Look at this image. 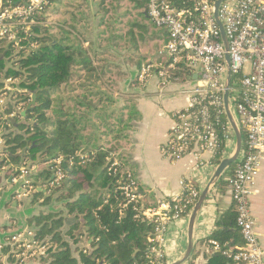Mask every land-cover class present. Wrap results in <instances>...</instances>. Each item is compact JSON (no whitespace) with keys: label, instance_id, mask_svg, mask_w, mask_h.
<instances>
[{"label":"trees","instance_id":"16d2710c","mask_svg":"<svg viewBox=\"0 0 264 264\" xmlns=\"http://www.w3.org/2000/svg\"><path fill=\"white\" fill-rule=\"evenodd\" d=\"M96 1L101 15L99 26H103L112 10L108 9L107 5L110 3L111 7L112 2L123 3L124 0ZM130 1L134 4V10L144 11L139 14L144 23L134 22L130 24V28L146 35L152 26L145 13L146 2ZM83 3L86 5L88 2L85 0ZM54 4L61 2L58 0ZM39 21L42 20L39 18ZM75 21L85 22V15ZM116 23L120 24L119 21ZM114 27L115 24L107 26L102 32L103 35L110 33L108 39L98 37L100 47L106 41L115 48L123 49L124 46H119L126 42L127 37L116 34ZM50 29H53L52 26L43 24L35 28L33 38L39 42V49L15 61L18 69L8 72L9 75L20 78L19 85L25 91L16 96L17 104L24 103L26 110L34 93L37 94V102L34 109L28 112L26 119L21 115L15 119L17 124L20 120L29 123L20 125L24 133L13 132L15 120L5 127V145L0 152V160L4 161L1 168L4 164L17 166L11 170L12 175H18V171L27 164L34 165L37 162L38 166L48 162V167L34 172L30 177L36 187L34 199L45 198L44 204H50L55 199L63 203L64 212L73 218L72 223L68 225L63 217L64 212L41 214L29 219V223H34L36 227L35 240L46 250L37 261L40 264H152L149 238L154 234L155 224L141 215L143 207L147 204L141 198L138 203L128 205L121 190L123 182L120 173L123 169L117 167V173L110 171L111 164L116 159H124L123 155H116L117 147L121 142L129 140L134 125L142 119L137 99L129 96L120 106L112 93L115 83L108 81L106 91L101 89L102 78L107 77L108 72L115 70L110 76L117 75L120 78H123L124 74L115 62L106 66V58L98 59V56L104 55L106 51L99 53L94 50L93 38L89 39L84 36L86 34L81 33L79 36L84 37L75 39L74 32H65L64 40L68 41L69 45L64 46L58 42L49 44L45 40H53ZM129 35L132 36L130 41H134V50L138 51L135 34L130 32ZM160 38L161 36L156 34L152 37L154 40ZM85 43L91 48L84 49ZM127 53L129 60L138 55L131 51ZM91 56L101 65L94 64ZM110 56L112 57L111 54ZM137 57L135 67L140 71L146 60L144 56ZM179 67L181 68L170 72L185 80L189 69L181 64ZM79 72L83 73L79 75ZM91 73H94V76H90ZM135 83L138 82L134 79L132 85ZM94 84L96 87L92 88ZM77 89L83 93L77 94ZM61 90H67L65 97L59 95ZM67 102L75 103V107L69 106ZM15 107L9 104L0 116L12 115ZM223 121L226 122V117H223ZM242 135L245 146L244 131ZM224 158V151L219 152L213 158V164L219 165ZM59 160V168L65 178L51 187ZM64 164L66 167H63ZM236 164L225 172L217 184L218 188H227L226 178L233 175ZM40 187L47 191L46 194L38 190ZM166 201L171 202V199ZM236 219L235 206L220 217L217 230L207 242L217 241L221 250L214 252L210 264H234L232 254L244 246ZM81 241L89 246H79ZM21 252L17 249L11 250L9 246L2 250V254L8 255L10 264H23L22 260L16 258Z\"/></svg>","mask_w":264,"mask_h":264},{"label":"built area","instance_id":"2783aa9c","mask_svg":"<svg viewBox=\"0 0 264 264\" xmlns=\"http://www.w3.org/2000/svg\"><path fill=\"white\" fill-rule=\"evenodd\" d=\"M55 1L58 0H0V113L9 104L16 106L12 115L0 116V146L5 145V127L25 111L24 103L16 101V96L25 92L19 85L21 80L8 72L18 69L15 61L39 49V42L33 38L35 28L49 25ZM144 1L150 23L163 31L166 38V47L160 55L168 56V61L143 65L137 81L147 85L152 77H157L162 86L189 85L182 90L188 98V106L173 114L174 126L161 148L163 157L177 161L192 155L198 168L204 153L214 158L224 151V159L232 156L236 138L226 115L224 99L231 74L229 105L241 132L246 134L233 175L227 179L237 212V227L244 241V246L232 254V261L234 264H264V250L250 209V198L264 163V0L221 1L218 18L227 43L215 17L218 0ZM180 64L189 69L185 80L170 72L180 69ZM57 165L51 187L65 178L59 168L61 163ZM117 167L120 168L118 162L112 163L110 171L117 173ZM34 168L28 164L23 166L13 179L21 184L19 198L36 191L30 178ZM120 177L127 204L138 203L142 197L137 180L124 170ZM181 186L182 193L171 202L160 201L156 208L145 206L141 212L144 219L155 224L154 234L149 238L152 264H165L163 245L168 224L188 218L201 196L202 191L191 179H183ZM208 244L213 253L221 250L215 240ZM8 246L13 251H22L16 258L23 264L37 261L46 251L35 240L32 230L13 234Z\"/></svg>","mask_w":264,"mask_h":264},{"label":"crops","instance_id":"0c3cea01","mask_svg":"<svg viewBox=\"0 0 264 264\" xmlns=\"http://www.w3.org/2000/svg\"><path fill=\"white\" fill-rule=\"evenodd\" d=\"M132 81H127L128 87ZM75 86L77 85L75 84ZM116 87L121 91L124 90V86L121 88L120 84H116ZM184 88L181 84L162 86L157 77H152L145 88L140 87L141 93L138 91L137 107L142 113V119L134 125L129 140L121 142L117 147L116 155H123L124 159L122 161L116 159L115 162H118L124 171L131 173L137 180L139 192L147 206L156 208L158 202L179 196L183 191L181 186L183 179H191L203 192L218 168V165L213 164V156L210 153L202 155V162L198 168H196L197 161L192 155L171 161L161 154V148L167 143L169 133L174 126L173 114L188 106V98L182 93ZM130 92L134 94L132 90ZM121 98H117L118 103ZM123 102V100L122 103L120 102V106L123 105ZM20 125L15 120L13 127L15 134L20 133ZM3 148L0 146V152ZM2 162L4 161L0 160L1 165ZM57 162L61 163V160ZM1 165L0 189H5L8 185L20 188V191L14 193L7 200L6 209L0 214V256H2L0 264H10L8 255L2 254V250L8 247L9 238L18 232L34 231L36 227L34 223L32 225L29 223V219L41 214L64 212V206L63 203L55 199L50 204H44L45 198L34 199L36 191L33 192V195L19 198L21 184L13 181L16 175L11 173V170L17 166L4 164L1 168ZM48 165V162H44L37 166V162H35L34 172H40ZM38 190L43 191L44 194L47 192L42 187ZM53 205L58 208L54 209ZM233 207L228 186L227 188L216 186L198 215L193 232V253L185 264H210L214 253L207 241L217 230L220 217ZM16 208H27L26 216L17 219L10 214V210H7ZM250 209L256 220V233L264 250V163L257 177L254 195L250 198ZM63 217L67 225L72 223L73 218L66 212ZM189 220L190 216L168 224L163 245L165 264H175L184 258L189 246ZM79 246L89 245L81 241ZM26 264L40 263L31 261Z\"/></svg>","mask_w":264,"mask_h":264},{"label":"rangeland","instance_id":"374dc122","mask_svg":"<svg viewBox=\"0 0 264 264\" xmlns=\"http://www.w3.org/2000/svg\"><path fill=\"white\" fill-rule=\"evenodd\" d=\"M84 1L85 0H60L61 4L54 5V7L52 8V12H50V19H49V26L50 27L52 26L53 28L50 29L49 32L53 40L46 39L45 41H47L49 44L53 42H58L64 46H67L69 45V42L64 40L65 32L67 33L74 32L76 35L75 39L82 38L84 36L85 37L88 36L89 39L93 38L92 41L95 42L94 50L96 49V51H98L99 53L100 51L103 50L106 51L104 55H99L98 59L105 60L106 58L107 59V63H105L106 66H110V63L115 62L120 66L121 72L124 74L123 78H120L117 75L110 76L111 73L112 74L115 73V70L112 71L111 73L108 72L109 75L107 74L108 75L107 77L102 78L103 81L100 83L101 89L106 91L105 90L106 84L108 81H110L113 84L115 83V84H120V86L122 85L121 88H123L124 86V90L122 89V91L118 89V87L116 86L112 87L113 89L112 93L116 99L121 98V96L123 95L121 101L119 99V104L120 102L122 103V100L127 99L129 96H133V99H138L139 98L138 91L141 93L140 91L141 85L140 84H139L140 86L138 85L139 83L138 81H137L138 83L137 84L135 83V85H138L139 87L135 85L133 86L132 83H130L131 87L129 85L130 87L129 89L127 81H132L134 79L136 80L138 77L139 72L135 67V64L138 61L137 56L145 57L146 62L143 65L149 63H158L159 61L160 62L168 61V56L161 57L160 55V52H162L165 49L167 43L166 38L162 34L163 31L157 30L153 26H151L150 32H148L145 35L142 32L138 31L137 29L130 28L131 26L130 24H134V22H139L141 24L144 23L142 18L139 16V14L144 11L134 10L135 9L134 4L130 0H124L123 3L112 2L111 7H110V3L109 4L107 3L108 4L107 8L112 10L110 11L109 17H107L106 19V24L103 23V26H99L101 15L98 11V2L96 0H87L88 3L85 5L83 3ZM81 15H85V22L88 23V25L85 22L79 23L75 21V19H78ZM123 15H125V17H122ZM120 17L123 19H120ZM118 21L120 22V24L116 23ZM113 24H115L114 32L116 34H123L127 37L126 42L120 44L119 46V47L124 46L122 50L121 48H115L109 45V43H107L106 41L101 44V47L99 46L98 37L103 36V38L108 39L110 33L103 35L102 32L106 30L107 26H111ZM130 32H133L136 36L135 41H137L136 45L139 47L138 51L134 50V46H135L134 41L133 42L130 41L132 39L131 38L132 36L129 35ZM81 33L86 35L81 37L79 36ZM154 34L161 36V38L156 40L152 39ZM83 48L88 49L91 47L88 45V43H85ZM127 51L129 53L130 51L132 53H137L138 55L133 57L131 60H129V57L127 56L128 54ZM110 54L112 55V57L110 56ZM91 57H92L91 60L95 61L94 64L101 65V63H97V61L93 59L95 58L94 56ZM82 73L83 72H79L78 74L80 75ZM90 76H94V73H91ZM182 86L188 87L189 85L183 84ZM94 87H96L95 84L92 86V88ZM98 87L100 88L99 85ZM131 90L134 92V94L130 92ZM67 93H68L67 90L65 91L61 90L59 95L65 97ZM80 93L83 92L78 90L77 94ZM67 104L69 106L75 107V103L73 102H67ZM20 124L29 125V123L24 120H20L18 125ZM89 130L92 132V128H90ZM89 132L87 133L89 134ZM20 133H24V129L22 127H20ZM17 191H20V188L18 186H12V185H8L5 189L2 188L0 189V214L2 211L6 209L7 200ZM53 208L57 209L58 207L53 205ZM26 209L27 208L25 209L16 208L14 210L13 209H7V210H10V214L14 218L19 219L26 216L27 213ZM43 264H47V263L44 262Z\"/></svg>","mask_w":264,"mask_h":264},{"label":"water","instance_id":"95a60500","mask_svg":"<svg viewBox=\"0 0 264 264\" xmlns=\"http://www.w3.org/2000/svg\"><path fill=\"white\" fill-rule=\"evenodd\" d=\"M222 0H218L216 3V12H215V17L216 20L219 24V26L221 27V31L224 37L225 42L226 41V37L224 35V31H223V27L221 25V23L219 22V18H218V10L220 7ZM43 38V37H42ZM230 82H231V74L229 73V77H228V82H227V88L225 91V109H226V115L227 118L232 126V129L235 133V138H236V149L234 151V153L232 154L231 157L224 159L219 165L218 168L216 170V173L214 175V177L212 178L211 182L209 183V185L207 186V188H205V190L201 193V196L197 202V204L195 205V207L193 208L191 214H190V220H189V246L187 249V252L184 256V258L182 260H180L179 262L175 263V264H185L187 261L190 260L191 255L193 253V249H194V242H193V232H194V227H195V223L197 221L198 215L202 210L203 205L205 204V202L207 201V199L209 198V196L212 194V191L214 190V188L217 186L218 182L221 180V178L224 176L225 172L227 170L230 169V167L233 164H236L241 151L243 149L244 146V140H243V135L242 132L239 128V125L235 119V116L233 115V112L231 111L230 105H229V88H230ZM36 102H37V94L34 93L33 97H32V102L31 104L28 106V108L21 112V117H23L24 119L27 118L28 112L32 111L34 109V107L36 106ZM14 122V121H13ZM1 165V164H0ZM64 167H66V164H64Z\"/></svg>","mask_w":264,"mask_h":264}]
</instances>
